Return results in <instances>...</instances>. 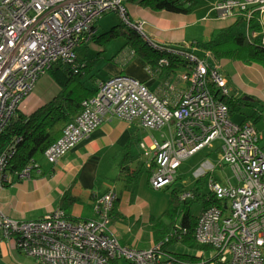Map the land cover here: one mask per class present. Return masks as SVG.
<instances>
[{"label": "built area", "instance_id": "built-area-1", "mask_svg": "<svg viewBox=\"0 0 264 264\" xmlns=\"http://www.w3.org/2000/svg\"><path fill=\"white\" fill-rule=\"evenodd\" d=\"M125 0H0V135L18 111L22 101L34 89L37 79L59 60L74 63L76 47L97 33L95 20L104 12L116 10L145 38V20L132 22L126 14ZM210 11L222 16L242 14L249 21L256 11L264 14V0H218ZM155 47L156 43L146 38ZM264 42V34L262 35ZM168 51L184 54L191 62L180 79L189 82L178 101L151 90L127 73H116L101 80L97 91L81 102V110L64 126L61 136L44 151L50 163H56L81 139L116 114L126 120L137 119L145 128H166L161 142H153L150 184L159 189L174 180L181 161L218 139L221 156L218 164H227L232 178L225 182L210 175L206 185L222 205L203 208L196 218L194 240L209 246L193 264H264V151L261 134L253 120L233 121L225 102L218 99L212 86L228 93L227 81L216 68L192 52L174 47ZM168 64L167 57L159 59ZM13 138L0 152V171H4L14 153ZM141 146H145L141 142ZM209 167V168H207ZM214 168L206 164L199 175ZM41 172L33 162L20 171L21 177ZM183 191L179 198H194ZM117 191L110 187L91 192L86 199L96 216L74 220L61 207L33 219H18L0 211L1 239H14L24 254L40 264H112L125 258L134 264H192L182 262L164 247L169 236L147 248L121 244L110 222ZM186 229L182 230L185 233Z\"/></svg>", "mask_w": 264, "mask_h": 264}, {"label": "crops", "instance_id": "crops-1", "mask_svg": "<svg viewBox=\"0 0 264 264\" xmlns=\"http://www.w3.org/2000/svg\"><path fill=\"white\" fill-rule=\"evenodd\" d=\"M210 1L214 4L217 0ZM126 7L132 21L145 20L143 31L155 41L187 48L182 44L191 39V48L188 49L202 51L203 56L198 55L210 67L218 68L224 74L230 90L235 89L245 100L256 99L264 109V67L260 63L246 62L234 56L216 57L211 51L195 46L198 40L207 39L213 30L232 25L235 17L218 16V13L208 10L214 13L211 17L195 14L196 9L187 13L165 9L154 10L136 2H127ZM105 68L108 69L107 77L120 72L132 75L156 93L168 96L171 104H175L181 93L189 87V82L179 77L183 69L181 66L175 67L174 70L158 67L152 71L148 63L139 55L132 54L128 46L108 61ZM89 75L91 74L88 73ZM92 76L86 77L85 81L88 86L96 88L101 80L107 78L97 77L94 74ZM48 82L49 85L41 92L36 91L34 87L22 101L18 111L29 115L56 95L60 90L57 80L50 77ZM257 112L264 117L263 110ZM245 119L248 118L244 117L239 122ZM155 129L143 127L137 119L130 121L116 114L107 115L100 126L81 139L56 163H50L43 157L40 161L41 172H34L30 177H21L16 173L14 178L7 180V174L1 171L0 210L14 218L33 219L53 208L64 207L70 216L76 219L92 218L97 214L92 205L86 202L89 194L114 187L118 198L110 222L112 232L123 245L136 248L151 246L155 241L153 227L155 219L160 215L152 214L150 203L138 192L124 188L120 194L116 183L109 181V174L101 172V169H104L101 164L121 161V166L125 167L122 162H127L128 170H134L136 173L137 166L143 165L152 158L149 146L155 141L161 142L164 138L162 134L166 131L156 129L160 130L158 138ZM258 130L261 133L260 145L264 151L261 144L264 140V132L260 128ZM141 142H144L145 146H141ZM131 163L136 165L135 168ZM119 172L123 173L121 170ZM212 176L223 182L228 179L234 181L232 176L227 178H220L215 174ZM148 183L150 184L149 179ZM1 205H4L3 209ZM147 222L150 226L149 231L145 230L143 225ZM2 251L22 253L13 238L1 240L0 255ZM33 264L40 263L34 260Z\"/></svg>", "mask_w": 264, "mask_h": 264}, {"label": "trees", "instance_id": "trees-1", "mask_svg": "<svg viewBox=\"0 0 264 264\" xmlns=\"http://www.w3.org/2000/svg\"><path fill=\"white\" fill-rule=\"evenodd\" d=\"M125 2H136L141 6L154 10L165 9L173 12L187 13L193 9L197 0H125ZM127 16L129 17L128 12ZM234 17L235 22L232 25L213 30L207 39L198 40L195 46L203 50L211 51L216 57L234 56L246 62L260 63L264 67V42H262L264 25L260 22L259 12L256 11L254 17L249 21L242 14H237ZM94 28L97 29L96 24H94ZM129 28L130 30L122 32L126 37L125 46L129 47L132 54L142 57L152 71L158 67L170 70H174L178 66L186 70L189 68L191 65L190 60L184 54H176L168 51V47H174L185 52H192L200 57L196 51L178 45L158 42L145 34L146 38L161 46L155 47L131 25ZM97 34L98 30L95 35L88 39V42L90 40L94 41L98 36ZM164 56L167 57L168 64H160L159 59ZM200 58L203 59L202 57ZM95 61L96 59L84 61L77 55L74 63L59 60L49 68L48 71L53 73L52 75L57 80L60 90L50 100L29 115L17 111L11 118L3 133L0 135V152L13 141V138L20 137V140L14 143V153L9 158L5 170L9 169L12 173H20L24 167L33 162L40 164L41 159L44 157L45 149L61 136L67 122L81 110L82 100L97 91L96 87L88 86L85 81L86 77H93L92 74L88 76V73ZM208 67L212 68L209 65ZM219 72L221 71L219 70ZM227 87V94H221L213 86L212 91L218 99L227 104L229 115H231L233 103L236 99L230 95V87L228 84ZM4 141H6V145H4ZM192 191L194 192L195 199H202L201 210L212 204L222 205V202L215 198L211 191H205V180L202 177L197 179L192 187ZM191 201L193 200H181L175 191L170 207L173 210L179 209L177 218H174L171 222H166L162 219V216H159L155 219L153 227L154 242L163 239L165 236H169V240L164 245L165 249L180 261H190L193 264L202 257L201 254L177 252L170 250L167 246L174 241H183L188 246L196 247L200 251L210 248L207 245L197 243L193 238L197 216H193L191 213ZM61 208L70 216L64 207ZM169 210L166 211L165 209L166 212L163 211V213L166 214ZM70 218L78 220L73 216H70ZM183 229H186L185 233H182ZM119 261L120 259H115L112 261V264H119ZM127 261L130 264H134L130 260Z\"/></svg>", "mask_w": 264, "mask_h": 264}, {"label": "rangeland", "instance_id": "rangeland-1", "mask_svg": "<svg viewBox=\"0 0 264 264\" xmlns=\"http://www.w3.org/2000/svg\"><path fill=\"white\" fill-rule=\"evenodd\" d=\"M218 1V0H217ZM126 7V2H124ZM213 4L210 0H198L194 5L192 10L196 9L195 14H205L204 16L208 15L209 17L212 16L211 7ZM213 7V6H212ZM208 10V11H207ZM128 9L126 7V14ZM215 12V11H214ZM211 13V14H210ZM216 14V13H215ZM198 15V16H199ZM128 17L127 15H124ZM222 16V15H218ZM234 17V16H229ZM129 18V17H128ZM203 19V17H202ZM260 22L264 25V14L260 16ZM132 21V19L130 18ZM135 22V21H132ZM95 24L98 30L97 38L89 42H81L76 47V54L83 59L84 61L96 59L95 63L92 65L89 74H94L97 77H107L108 69L105 68V64L108 61H111L114 56H116L124 47L126 42V37L122 33L123 31L130 30L127 22L123 18V15L119 11L110 10L104 12L101 16H99L95 20ZM140 33V32H139ZM191 39H188L182 44V46L191 48ZM197 54L202 55L203 52L199 49L195 50ZM99 55V56H98ZM203 56V55H202ZM186 71L185 68L181 69V72ZM180 72V71H179ZM180 72V73H181ZM52 72H48L45 75H42L37 82L35 89L38 92L43 91L46 86L49 85L48 80L50 77H53ZM93 84V83H91ZM230 95L234 96L236 101L233 103V109L231 112V119L233 121L239 122L242 118H250L255 122L257 128H260L264 132V117L260 116L257 112L264 109L262 105L256 99L252 100H245L243 95H238L235 89L230 90ZM256 114V116H255ZM248 115V116H246ZM251 115V116H250ZM163 130L166 131L164 127ZM160 130L155 129V134L159 138L160 137ZM260 133V131H259ZM261 134V133H260ZM7 140V139H6ZM4 145H6V141H4ZM221 142L218 139L212 141L210 145H207L200 149L199 151L195 152L194 154L184 158L180 165L177 167L176 171L174 172V180L166 185L165 187H161V189H156L148 183V179L150 178L152 167H149L151 160H147L146 163L144 162L143 165H139L137 172L135 173L134 170H128L127 162H122L125 167L121 166V161H116V163L112 162H104L101 165L104 169H101L102 173L109 174V181L115 182L117 190L121 194L123 189L126 188L127 190L132 189L134 192H138L142 195L151 205L152 207V214L162 216V219L166 222H171L174 218H177L179 214V209L173 210L170 207V203L173 199L174 192L180 195L185 190H192V187L196 183L198 178H204L205 180V191H209L208 186L206 185L207 179L210 175H216L220 178H227L232 175L231 169L227 164H218V160L221 156L220 149L217 147ZM261 144L264 148V140L261 141ZM149 161V164L147 162ZM214 164V168L208 169L207 173L202 175H197L198 171L204 170L206 164ZM133 164V163H131ZM137 164V163H136ZM135 164H133V168H135ZM132 168V169H133ZM209 168V167H207ZM121 170L120 173L119 171ZM0 174L2 172L0 171ZM5 174H7L6 179L10 180L14 178L16 173L11 174L10 170H5ZM122 174V175H121ZM201 174V173H200ZM137 190V191H136ZM172 198V199H171ZM195 199V198H194ZM191 201V213L193 216H198L201 207H202V199L196 198ZM1 202V199H0ZM2 209L4 205H1ZM178 208V207H177ZM166 209L169 210L166 214L162 212ZM1 211V210H0ZM165 211V212H166ZM177 211V212H176ZM2 212V211H1ZM3 213V212H2ZM180 220V219H179ZM145 230L149 231L150 226L149 223H144ZM135 231V230H134ZM4 239V238H3ZM2 240V239H1ZM170 250L177 251V252H187L191 254L200 255L201 252L196 247L188 246L183 241H174L167 245ZM212 249L209 248L205 251L206 258H209L213 252ZM36 261L35 258L24 254L11 253L2 251L0 255V264H33V261ZM119 264H130L125 258H121Z\"/></svg>", "mask_w": 264, "mask_h": 264}]
</instances>
